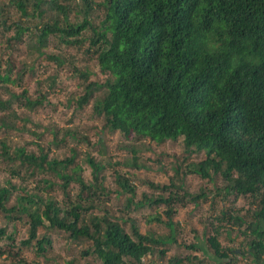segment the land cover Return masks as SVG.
<instances>
[{
	"label": "trees",
	"instance_id": "16d2710c",
	"mask_svg": "<svg viewBox=\"0 0 264 264\" xmlns=\"http://www.w3.org/2000/svg\"><path fill=\"white\" fill-rule=\"evenodd\" d=\"M97 11L102 13L101 21L93 26L90 18ZM51 12L57 13V19H46L36 28L38 35H33L39 48L49 36L66 46L81 45L88 40L84 33L90 30L94 60L105 78L102 83L89 82L88 73L76 71L80 85L85 86L77 108L94 99L93 114L102 119V130L109 135L118 133L127 144L148 141L161 145L181 140L188 157L202 155L203 161L189 165L183 176L208 181L219 176L226 184L221 189L223 200L227 195L250 197L254 208L244 215L224 209L215 217L220 223L232 224L243 236L246 250L242 254L253 264H264V0H8L0 4V29L13 30L12 38L19 43L29 19L37 17L42 22ZM12 14L19 15L17 23L12 22ZM72 14L82 15L83 21L71 23ZM14 69L9 66L1 74L0 66V85L14 84L10 80ZM8 92L14 97L11 90ZM21 99L28 109L41 105V101H29L26 93ZM0 111L17 120L12 127L5 121L3 128L24 130L17 115L10 112L9 101L0 100ZM130 153L131 164L127 166L141 170L136 151L131 148ZM86 156L87 183L75 155L48 161L43 150L37 157L17 150L11 157L7 146L1 144V157L10 163L13 174L25 171L34 178L36 173H48L60 181L64 199L59 204L50 194L44 195L55 186L46 179L36 185L41 194L22 192L11 205L12 193L0 189L3 217L14 220L24 215L28 223L27 238L8 255H19L21 248L44 254L51 240L46 235L39 237L38 230L47 228L61 231L73 241L88 242L80 255H92L99 264H140L154 246L175 243L177 223L173 216L177 207L197 205L206 198L204 192L193 195L184 190L180 167H176L168 185H150L161 194H144L135 203V188L125 174H115L114 183L121 191L111 192L103 184L104 166ZM71 184L77 185L76 191H68ZM112 193L128 194L119 216L101 199ZM144 205L164 207L149 220L163 223L168 235L143 234L130 218H126L130 233L121 226L124 216ZM219 228L210 222V234H205L203 242L206 247H185L210 253L216 264L233 263L234 251L219 243ZM5 235V228H0V237ZM5 237L13 249V236ZM169 264L204 263L188 255L174 256Z\"/></svg>",
	"mask_w": 264,
	"mask_h": 264
},
{
	"label": "rangeland",
	"instance_id": "374dc122",
	"mask_svg": "<svg viewBox=\"0 0 264 264\" xmlns=\"http://www.w3.org/2000/svg\"><path fill=\"white\" fill-rule=\"evenodd\" d=\"M95 3L100 0H93ZM8 0H0L7 3ZM62 6L64 4L60 3ZM70 8L72 6H69ZM11 13L13 11L11 10ZM102 13L95 12L90 20L94 25L101 21ZM18 14H12V22L17 23ZM46 19L50 22L57 19V13L51 12L45 16L41 22L35 17L29 19L23 26L27 28L22 40L17 43L13 40V30L10 33L0 29V66L1 74H5L7 67L15 66L10 73V80L14 84L0 85V100L9 101L11 113L16 114L20 120L23 131L17 128L6 130L2 125L12 127L16 119H8V113L0 111V189L7 188L12 193L11 201L8 205L15 203V198L22 192H36V185L40 179H46L55 186L52 191L44 192V195L52 197L59 204L63 199L60 181L50 174H39L33 178L30 174L22 171L21 174H13L10 170V163L1 157V144H5L9 154L13 157L17 150H24L28 155L35 157L41 155L43 150L48 161H63L75 155V163L79 166L80 175L87 183L90 180L88 165L85 163L86 155L92 157L97 163L105 168L103 174L104 187L111 191H121L114 183L115 174L123 175L135 188L134 202L141 201L142 195L155 197L162 192L150 187H162L168 185L169 179L173 178L174 169L180 167L184 190L193 195L204 192L206 198H201L197 205L188 204L185 207H177L173 216V221L177 223L175 243L169 245L154 246L153 251L146 255L140 264H169V259L174 256L184 258L188 255L197 256L204 264H216L209 258L211 254H202L201 250L195 251L187 249L185 246L197 244L206 247L203 243L205 234H210V222L219 228L218 240L222 247L234 251L233 263L231 264H253L250 258L242 252L246 250L243 236L232 224L216 221L215 216H219L222 210H231L234 214L244 215L245 212L254 208L249 196L234 197L227 195L222 199L221 189L225 183L217 176L213 181L201 180L198 176H183L187 172V167L191 164H198L203 161L202 155H192L188 157L184 154L182 141L175 143L165 142L155 145L148 141L132 142L127 144L118 134L109 135L102 130V119L93 114V102L82 109L77 108V100L83 96L84 84L80 85L76 71L88 73L89 82L102 83L104 76L99 72L94 60V49L90 47V30L84 33V38L88 39L83 44L70 47L63 45L52 36H49L42 47L36 42L38 35L36 28L45 24ZM71 23H81L82 15H71ZM10 26V23H8ZM38 49V51H37ZM39 49L42 55L39 54ZM8 89L14 93L11 97ZM26 93L29 101H41V105L35 109L25 108L21 95ZM98 95V94H96ZM97 97V96H95ZM133 148L138 158V166L141 170L129 168L131 153ZM77 185L71 184L68 191H76ZM220 191L216 197V193ZM41 194V193H40ZM128 194H110L107 198L101 199L107 207L112 208L116 216L122 208L124 199ZM45 197V196H44ZM107 200V201H106ZM164 207L144 205L138 210L133 209L129 217L124 216L125 222L119 221L121 226L130 233V221L133 219L141 233H151L155 236H166L169 234L167 227L163 223L149 220V216L156 212L162 213ZM92 213H99L92 211ZM0 213V228H5V236L12 235L15 244L11 249L8 245L11 242L5 236L0 237V264H66L71 261L74 264H99L94 256L81 257L80 250L88 248L86 241H73L57 230L40 228L39 237L46 235L51 240L50 248L42 255H37L33 248H21L19 255H8V251L15 252L19 247V242L28 236V223L26 217L21 219L6 220ZM165 221V217L162 218ZM48 225L47 222L44 223ZM211 231V235H212ZM209 236V235H207ZM160 251H165L161 256ZM210 252V251H209ZM209 258V259H208Z\"/></svg>",
	"mask_w": 264,
	"mask_h": 264
}]
</instances>
